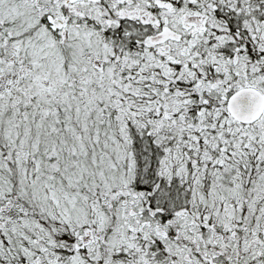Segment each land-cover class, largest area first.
Segmentation results:
<instances>
[{
  "label": "snow or ice",
  "instance_id": "6c2138e0",
  "mask_svg": "<svg viewBox=\"0 0 264 264\" xmlns=\"http://www.w3.org/2000/svg\"><path fill=\"white\" fill-rule=\"evenodd\" d=\"M0 264H264V0H0Z\"/></svg>",
  "mask_w": 264,
  "mask_h": 264
}]
</instances>
